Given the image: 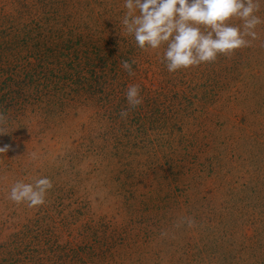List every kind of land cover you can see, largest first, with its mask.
<instances>
[{
	"label": "rangeland",
	"instance_id": "rangeland-1",
	"mask_svg": "<svg viewBox=\"0 0 264 264\" xmlns=\"http://www.w3.org/2000/svg\"><path fill=\"white\" fill-rule=\"evenodd\" d=\"M83 1L67 26L90 44L89 86L67 76L53 97L24 77L23 103L0 110V243L25 237L42 264H264V0L249 46L174 73L166 44L141 50L124 31L123 0ZM132 84L142 103L125 118L141 113L145 131L130 124L128 137L99 101L119 109ZM39 177L52 183L43 205L8 198Z\"/></svg>",
	"mask_w": 264,
	"mask_h": 264
},
{
	"label": "trees",
	"instance_id": "trees-1",
	"mask_svg": "<svg viewBox=\"0 0 264 264\" xmlns=\"http://www.w3.org/2000/svg\"><path fill=\"white\" fill-rule=\"evenodd\" d=\"M82 2L85 1L0 0V110L10 111V107L23 103L20 101L24 99L25 90L18 86L22 87L21 78L24 77H28L34 87L41 84L40 87H44L43 85L48 84L49 92L55 87L56 90L50 94L53 97L55 92L67 86L63 84L70 81L67 76L75 78L82 73L81 89L89 86L84 83H88L87 68L94 60L93 54L87 51L90 44L85 42L83 36L77 34L74 28L67 26V22L73 20L75 14H81L87 9L89 2ZM71 36L78 37L80 41L75 39V43ZM73 42L78 46L79 52L74 48ZM67 63L72 74L66 75ZM63 79L64 82L56 88L57 83ZM89 83L92 85L91 81ZM97 86L100 88L102 85L98 83ZM114 98L106 97L99 101V108L111 121L115 120V115H119L121 111H130L126 103L118 109L119 103ZM55 99H48L49 105H52ZM70 100L64 98L58 106L65 110L71 107L68 103ZM135 115L132 118L133 123L125 118L126 122L123 120V125L120 126L122 128L127 125L122 132L128 137H132L130 124L136 125L138 132L145 131L141 113L135 112ZM130 144L131 141L127 142V147H130ZM22 239L25 237H16L8 244L0 243V264H42L36 262L33 255L36 251L28 248L26 240ZM69 252L72 253H69L72 259H75L73 249H69ZM124 256H119L120 259L117 258L114 263L108 261L109 256L95 261L97 264H121Z\"/></svg>",
	"mask_w": 264,
	"mask_h": 264
},
{
	"label": "clouds",
	"instance_id": "clouds-1",
	"mask_svg": "<svg viewBox=\"0 0 264 264\" xmlns=\"http://www.w3.org/2000/svg\"><path fill=\"white\" fill-rule=\"evenodd\" d=\"M261 0H123L126 12L121 21L124 31L133 36L136 46L156 50L166 44L162 62L169 73L214 61L218 55L230 56L239 48L247 47L257 37L255 31L261 19ZM239 18L241 26L227 23ZM203 27V31L201 30ZM129 73L131 64L122 62ZM125 99L129 109L142 103L139 85L126 88ZM120 118L128 110L120 112ZM0 151L5 149L0 148ZM52 187L47 177L33 182L16 181L10 188L8 198L15 204L29 208L45 203ZM193 221L188 220L191 226Z\"/></svg>",
	"mask_w": 264,
	"mask_h": 264
}]
</instances>
